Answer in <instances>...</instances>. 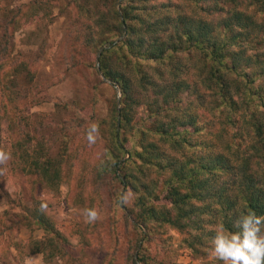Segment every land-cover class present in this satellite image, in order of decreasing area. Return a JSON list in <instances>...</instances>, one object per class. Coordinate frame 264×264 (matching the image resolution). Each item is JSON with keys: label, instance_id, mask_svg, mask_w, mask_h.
<instances>
[{"label": "rangeland", "instance_id": "374dc122", "mask_svg": "<svg viewBox=\"0 0 264 264\" xmlns=\"http://www.w3.org/2000/svg\"><path fill=\"white\" fill-rule=\"evenodd\" d=\"M113 1L0 0V150L12 157L0 174V264H223L209 254L213 238H195L202 229L142 223L132 215L139 193L157 207L165 202V175L138 156L152 120L144 103L155 94L136 89L139 104L130 108L131 122L120 127V86L100 69L102 52L122 38L108 39L115 20L101 24L110 8L120 12L125 2ZM162 1L187 3H140ZM257 49L264 52V45L250 51ZM190 68L184 80L195 79ZM211 117L207 109L198 110L199 137L213 130ZM185 148L202 151L199 144ZM40 166L50 175L57 172L58 182L49 186ZM209 204L208 220L218 216L219 205ZM31 206H43L55 231L30 218ZM85 209L97 210L100 218L87 223ZM36 243L41 248L33 251Z\"/></svg>", "mask_w": 264, "mask_h": 264}, {"label": "trees", "instance_id": "16d2710c", "mask_svg": "<svg viewBox=\"0 0 264 264\" xmlns=\"http://www.w3.org/2000/svg\"><path fill=\"white\" fill-rule=\"evenodd\" d=\"M140 1L125 0L120 12L110 8L109 20L101 22L117 23L108 39L122 35L100 57L103 75L121 89L120 127L131 122L130 108L139 104L136 89L155 94L144 103L152 120L138 156L167 176L165 202L157 207L139 193L134 212L133 207L130 211L142 223L177 227L189 223L203 230L195 237L198 240L214 237L216 227L208 231L206 224L235 231L239 215L249 211L264 215V52L250 51L264 45V0H183L188 8L170 1ZM112 3L115 6L116 1ZM219 13L223 16L215 20ZM190 66L195 79L184 80L193 72ZM199 109L215 115L213 130L204 137H199L203 129ZM198 144L202 151L185 152V147L190 150ZM39 170L48 176L49 186L58 182L57 172L50 175L44 166ZM209 201L219 204L218 216L210 220L204 216L210 213ZM28 210L38 225L54 230L41 207ZM47 241L44 244L52 249L53 241ZM36 245L33 251L41 248Z\"/></svg>", "mask_w": 264, "mask_h": 264}, {"label": "clouds", "instance_id": "9594fccd", "mask_svg": "<svg viewBox=\"0 0 264 264\" xmlns=\"http://www.w3.org/2000/svg\"><path fill=\"white\" fill-rule=\"evenodd\" d=\"M91 128L98 131L95 124ZM87 139L94 143L96 137L89 132ZM11 158L10 152L0 150V174L4 173V166ZM83 215L87 223L100 218L95 209H85ZM233 228L235 231H226L221 225L215 228L209 254L223 264H264V215H257L255 211L241 214L234 221Z\"/></svg>", "mask_w": 264, "mask_h": 264}, {"label": "water", "instance_id": "95a60500", "mask_svg": "<svg viewBox=\"0 0 264 264\" xmlns=\"http://www.w3.org/2000/svg\"><path fill=\"white\" fill-rule=\"evenodd\" d=\"M102 49V48H101ZM98 61V60H97Z\"/></svg>", "mask_w": 264, "mask_h": 264}]
</instances>
